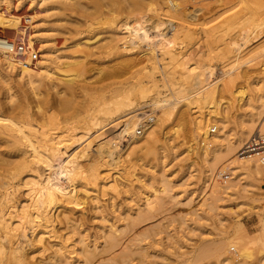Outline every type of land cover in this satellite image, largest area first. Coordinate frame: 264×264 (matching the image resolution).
I'll return each instance as SVG.
<instances>
[{"label":"bare ground","instance_id":"6f19581e","mask_svg":"<svg viewBox=\"0 0 264 264\" xmlns=\"http://www.w3.org/2000/svg\"><path fill=\"white\" fill-rule=\"evenodd\" d=\"M15 1L13 5L11 0H0V37H4L3 30L16 35L25 32L29 43L38 45L40 56L34 68L22 67L10 57L0 58V79L5 82L14 73L23 85L17 93L5 95L6 101H0V264H130L127 260L132 248L121 246L120 237L134 230L130 229L138 217L150 218L152 211L146 212L148 216L143 209L148 210L154 201L159 206L170 182L163 172L158 177L163 189H157L158 185L155 188L154 174L147 178L152 182L145 179L147 183L132 178L136 172L133 154L139 153L140 158L152 155L161 161L165 157L161 144L169 132L174 137L183 135L181 144L191 156L190 165L197 159L203 168L205 175L199 186L201 190L209 186L204 214L215 212L216 203L227 198L264 196L260 181L250 184L254 190L241 188L245 176L264 179V162L257 155L233 157L247 144L261 107L252 108L245 119L236 114L235 118L240 116L235 122L237 129L227 124L234 99L241 102L247 98L250 84L246 81L252 75L245 65L261 62L264 57V40L247 46L256 42L253 39L264 25V0H94L90 7L81 0H28L29 10L37 8L38 13L23 16L12 12L25 0ZM189 2L191 10L186 7ZM212 3L223 6L209 9ZM51 15L57 16V25L67 16L69 21L74 17L71 15L83 17V21L77 17L79 20L62 23V28L58 25L60 34L61 29L71 36L79 34L75 24L88 29L92 24L87 19H91L105 25L104 37L96 40L95 34L84 36L86 40L94 38L93 43L74 38L57 53L59 49L50 43L54 36L49 34L54 31L48 25ZM56 36L53 40L57 42ZM194 41L206 43L205 47L193 48ZM89 57L98 65L96 76L89 77L93 81L85 75ZM103 59L105 63H101ZM238 68L240 71L231 77V71ZM217 70L225 80L212 86L216 81L208 84V80ZM232 87L235 89L230 90ZM143 106L158 111L155 117H148L150 125L137 128ZM258 131L264 137L263 130ZM195 134L200 135L197 141ZM157 146L162 153H157ZM192 155L196 159L192 160ZM224 158L231 159L234 176L227 182L212 180L213 184H208L214 166ZM134 182L140 183L137 187L142 190L146 186L154 189L150 196L144 194L141 215L138 210L128 213L131 208H126L120 227L114 219L123 215L111 216L115 212L111 210L109 216L107 207L116 210L119 195L130 192ZM254 197L245 204L250 210L257 207L264 211V205ZM157 198L161 201L156 202ZM152 208L155 210V205ZM257 219L259 232L255 238L244 242L242 234L209 240L212 254L216 258L223 255L225 246L232 243L238 247L234 264H244L251 258V245L264 246V214L259 213ZM93 220L103 222L93 232L97 231V238L86 234ZM235 224L236 233H245L241 223ZM98 238H102L99 245L103 241L99 250L94 240ZM118 246L123 247L118 249L121 261L112 253ZM74 254L78 256L73 258ZM105 254L113 257L105 259ZM222 258L220 262L226 264L229 257Z\"/></svg>","mask_w":264,"mask_h":264},{"label":"rangeland","instance_id":"374dc122","mask_svg":"<svg viewBox=\"0 0 264 264\" xmlns=\"http://www.w3.org/2000/svg\"><path fill=\"white\" fill-rule=\"evenodd\" d=\"M29 1L25 0L24 4L21 7H17L18 11L12 10L13 11L12 14H14V15H17V14L20 15L21 14L20 16H23V15H27L29 13H32L34 11H35V13H38L37 8H33V10L32 9L29 10V7H30L29 3H28ZM93 1L94 0H81L82 4H84V6H86V7H90L92 5ZM11 3L14 5L17 2L15 0H11ZM221 3H223V2H221ZM217 4L212 3V4H210V6L208 8L213 9V7H214L215 8L214 10H219L220 7L223 6V4H221V6L219 3H217ZM191 6H192V3H190V2L186 5V7L189 8V10H191L190 9ZM217 6H220V7H217ZM86 10H87L86 14L89 15L88 12H90L91 8H89V11H88V9H86ZM25 12H26V14H25ZM71 16H74V17L71 18L70 21L67 19V17H68L67 16L65 18V20H63L61 22L64 24H68L73 19H78V18L80 19V21L81 20L83 21V19H82L83 17L81 15H80L81 17L79 15H77V16L71 15ZM86 17H87V15H86ZM88 17L91 18V15ZM56 18H57V16L55 17V15L49 16L48 17V25L51 26L50 28L54 29V31L49 32V34H51V35L53 34L54 36L56 34L59 38L62 37V35H63V38H60V39L57 38V36H56L57 42H56L55 38L53 40V37H54L53 35H52L53 37H51L52 42H50V43L53 44V46H56V47H54L56 50L59 49L57 51V53H60L65 48L66 44L67 45H69V43L72 44V42L75 39H78V37L80 40H83L87 43H93V42H95V39L100 40L104 37L105 25L101 24V23H97L98 22L97 20L91 21V19H87L90 21V22L88 21V24H90V23L92 24L89 27L90 29L89 28L87 29L86 25L84 26L83 24H79L77 26L75 24V28H78V30L80 32L79 34H73L71 36V35L67 34L66 31H63V29H61L62 30V32H61L62 35H61L59 33L60 31H58L60 29H57V27H58V25H60V27L62 28V27H64V24L58 23V25H57V23L55 21ZM36 20H38V18L35 19V21ZM23 21L24 20L22 19L21 22H23ZM94 23H96V24L94 25ZM22 24H25V21ZM61 24L63 26H61ZM60 27H58V28H60ZM261 28H262L261 32L256 34V36H258V37L255 36V38L253 39V40H256V42L253 41L254 43L247 45L249 48L251 47V45L253 46L255 43L264 40V25H262ZM90 30H91V32H90ZM92 31H93V33H92ZM234 31H236V30H234ZM3 32H4V34L3 33L2 34L5 37L6 36L7 37H14L16 35L10 30L9 31L3 30ZM27 32L28 33L26 35H28V36L31 35L30 29H28ZM58 33L61 36H59ZM24 34H25V32H24ZM94 34H95V36H94ZM84 36L85 37L86 36H94V38L95 37L96 38L95 39L94 38L87 39L88 40L87 41ZM63 39L66 41L65 43H63ZM200 42L201 41H198V42L194 41L193 42L194 43L193 48L196 46H197L196 48H198V46L205 47L206 43L202 44ZM33 46L36 49H38L37 44H34ZM197 50H200V48ZM244 50H247L246 46H244ZM38 56H40L39 52H38ZM263 58L264 57L261 58V62L260 61H256V62L253 61V62H250V63L245 65V67L246 66L248 67V70L250 72L249 76H250V74L252 75L246 81L247 84H250V88L248 87L249 89L246 87L247 88L246 89L247 98L249 97L250 100L247 101L246 100L247 98L246 99L243 98V101H244V104H243L242 100H241V102H238L237 99L235 98L234 99L235 101L234 100H233L234 102L232 101L233 102L231 104L232 107L231 106L229 107L230 108L229 109V116H228V120H227V122L228 121L229 122L227 124H229V126L232 129H234L237 126V124L235 122L240 117V116H236L238 118H235L236 114L242 115V117H240V118L245 119V115L247 114V116H248V112H250L252 110V108H257L258 106L261 107L259 109L261 114L258 117L257 121H255V123H254L255 125H253L254 127L252 129V132H251L247 142L254 135H256V133L258 134V132H260V131H258V130H260V128L264 132V97H263L264 96V80H262V77H264V72H263L264 69H263V71L261 70L262 73L260 72V69H259V68L263 67V65L261 66V64H264ZM87 60H88L87 67L89 70L85 73V75H87V78L90 81H93L91 79H92V77L94 78L96 76L95 72H97L96 68L98 67V65L95 62L94 58H92V57L91 58L89 57V59H87ZM101 61H104V62H101ZM101 61H100L101 63H105L106 59H103ZM92 62L93 63L95 62L94 63L95 65L92 64ZM257 62L258 63L260 62V63L256 64ZM101 66H104V64ZM217 68H218V66H217ZM238 70H239V68L234 69V71L232 70L230 73V76L231 77L235 76V73L238 72ZM14 76H16L14 73H10L9 77H7L8 81L6 80L5 82L3 79H0V101L1 102L6 101L7 96H5V95H7V94L10 95L11 93H13V91L17 93L18 92L17 90L23 89L22 88L23 85L21 84L22 82L20 81V79H17V76L16 77H14ZM54 76H56V75H54ZM220 76H221V73L217 70V72H215V75L213 76L214 79H212L213 77L210 78L208 80L209 81L208 84H210L214 80L216 82L215 83L212 82L211 85L217 86L220 82H222V80H225V79H223L224 78L223 75L221 77ZM89 77H91V79ZM85 78H86V76H85ZM217 78H219V79H217ZM220 78H221V80H220ZM251 79H254L255 82ZM258 80L260 82H258ZM237 81H236V83H237ZM252 81H253V83H258L257 84L258 86L255 84H252ZM260 84H261V87H260ZM234 87H232L230 90H234L235 89ZM259 88L261 89V91H259ZM256 89H257V91H256ZM248 90H250V91L248 92ZM251 91H252V93H251ZM16 93H14V94H16ZM248 94H250L252 96H250V95L248 96ZM224 97H226V94ZM227 99H222V101L226 102ZM256 99H257V101H259L258 103H257ZM236 102H238V103H236ZM262 104H263V106H261ZM237 105L238 106L242 105V106H240V108H238ZM157 111L158 110H156L152 106L151 107L146 106L142 110H140L139 117H138L139 118V121H138L139 125L136 127L137 128L138 127L143 128L144 126H147V124L150 125L148 117L149 116L155 117V114H157ZM243 116H244V118H243ZM247 116H246V119H247ZM209 126H211V123L209 124ZM236 129H237V127H236ZM216 130L218 132V129H216ZM258 135H260V134H258ZM180 136L174 137L173 135H171L170 132L167 133L166 135H164L165 138H164L163 143L161 144L164 148V151H163V149L160 148V146L156 147V148H158L157 153L160 154L163 151L162 154H165V157L161 160L162 162L157 160L156 158L154 159L152 157V155H148L146 158H140V156H138L139 153H136L135 155L133 154V158L136 159L135 161L132 159L133 162H136V163H134L133 170L136 172L134 175V171H133L134 176H132V178H135L138 180L140 179V181L146 182L154 174V177H156L157 180H155V181L152 180V181H153L155 188L158 185L157 189H159L162 186L158 180L159 179L158 177H160L161 172H163L164 176H166V180L170 181V182H168V187H167L168 189H166L168 191L165 190L167 193L165 194L164 192H162L163 196H161V197H163L162 200L163 201L165 200L164 201L165 203H163V201L159 200V198H157L158 200H156V202L161 201V203H163V204H161L158 202L159 206L160 205H164V206H160L161 208L158 209L159 206L156 207V204L154 201L153 204L149 208L150 210L146 209L148 207H146L144 210L143 209L145 206L143 204L144 199H145L146 195L150 196L152 194V189H154V187L152 189L149 187L146 189V187H147L146 186L145 190H142L143 188L137 187V184H139L138 186H140V183L136 182V184H135V182H134L135 185L132 184L133 188L130 189V192L125 193L126 196L124 195V193H121L119 195V196L122 195L121 196L122 198L118 197V199L116 200L117 201L115 204V206L117 205L116 210H114L115 207L114 208H111L110 206L107 207L109 209V211H107V214L109 215V213H111L110 211L112 210L113 212L115 211L117 213H116V215L114 214L115 212L111 213V216H117V214H118L117 217H119V214L123 215V216H121L122 218H120V217L117 218V221H116V219H114L116 222V225H117L121 222V220L123 222V217H124L123 212L124 211L126 212V210H127L126 208H129V206L131 209L128 211V213H130V211H131V213L135 214V212H138V211H140V209H143L144 215H148V214H146V212L152 211L150 213L151 215L150 216L148 215L150 217L149 219H146L147 218L146 216H145V219H144V217H142V218L138 217L139 218L138 221H135V224L130 229V230H132V229H134V230H132L129 234V230L127 229L128 235L124 236L123 237L124 239L122 238V236L125 235V233L127 234V231L124 232L123 235L121 234L122 235L120 237V242H121L120 244H122L121 246H123V244H124V246L128 245V246H131V248H132L131 249L129 247L132 251V254L130 255L131 257L129 258V260H127L128 263H130V264H222V262H220L223 259L222 257H227V258L229 257L232 260V261H229V258H228V260L226 259L225 260V262H227L226 264H234V261L237 258V254H238V247L236 245L229 243L227 247L225 246V251H224L223 255H220L219 256L220 258L219 257L216 258V256H214L212 254L211 247H209V246H211L208 243L209 240L219 241L220 239H223L225 237H234L235 235L240 236L242 234H243L242 239L244 242L248 241V239H250V238H255L257 236L256 234H258V232H259V225L257 224V222H258L257 217H258L259 213L264 214V211H261L259 209L257 210V207L254 210H252V209L250 210L249 205L245 204V203H248L251 200V198L254 197L253 195H250V198L248 195L246 198L244 197V195H242V197L240 195H239L240 197L239 196L235 197V195H234L235 198L234 199L231 198L232 200L227 198V200H225L226 202L224 200L217 202L216 204H218L217 205L218 207L216 206L217 208H216L215 212H211V213L208 212L209 213L208 215L204 214L205 213L204 211L207 210L206 205H205V203H206L205 200H206L207 195L209 193V191H208L209 186L205 190H201V188L199 186V184L201 183V176L204 177V175H205L203 173V168L199 167V165L197 164L198 161L196 158H194L195 156H193V155H192V160L196 159V161L194 160L195 163L192 164L193 166L190 165L191 156L186 155L187 152H185L186 151L185 145L181 144V142L184 141L182 138L183 135L181 137ZM198 136H200V135L195 134L194 140H196V141L199 140L200 138ZM121 143H122V145H124L125 141L123 140ZM263 155H264V153H263ZM237 156H238V151L235 152V155H233V157H237ZM124 159L122 160V158H121L122 161H124ZM148 159H149V161H148ZM124 162L127 163L126 161H124ZM157 165H159L160 167ZM189 165H190V167H189ZM196 165H197V167H196ZM231 166H232L231 159H227V158L222 159L221 162L217 163L214 166L215 168H214L213 172H211V175H212L211 178L212 179L210 181H208L207 183L213 184L212 180H215L216 182L218 181L219 183H223V182H227V181L231 180V178L234 176V174L230 171ZM163 168H164V170H163ZM225 171L228 174V178L225 181H221V179H220L221 173H223ZM145 179H146V181H145ZM198 180H199V182H198ZM152 181L149 180L147 182H152ZM258 181H260L259 184L257 183ZM241 182H243V184L241 185V188L243 186V188H246V190H254L255 189L254 188L255 186L252 185V187H250L251 186L250 184H258L260 189L264 190V179L257 180V179H254L253 177L245 176L243 179H241ZM155 183H157V184H155ZM246 184H248L249 187ZM244 185H246V186H244ZM134 186H136V187L134 188ZM162 187H161V189H163ZM134 189H136L137 191L135 190V192H134L133 191ZM132 191H133V193H135V196H133L134 194L132 193ZM157 193H160V192H157ZM144 194H146V195H144ZM160 195H161V193H160ZM161 197H160V199H161ZM254 198H258L259 200L258 199L257 200L259 201V203H262L264 205V196L259 194V196L254 197ZM122 199H124V201ZM228 200H231V201H228ZM120 203H122L121 204L122 207H121ZM119 205H120V209H117V208H119L118 207ZM154 205H155V210H153V208H152ZM151 208H152V210H151ZM136 210H138V211H136ZM195 212H197V213H195ZM84 213H86V211H84ZM206 213H207V211H206ZM140 215H141V211H140ZM136 216H139V215L137 214ZM203 217H205V218H203ZM108 218H110V217H108ZM96 220H99V219H96ZM110 221H112V220H110ZM236 222H239V223H241L242 226H244L243 228H244L245 233H242V232L236 233L235 232L237 230V227L235 224ZM100 223H103V222L101 221ZM100 223H98L97 221H94V220H93L92 224L89 222V224H88L89 228H91V227L92 228L90 229V231H87L88 233L86 232V234L88 236L89 235L91 236V234H95L96 236L92 235V237L94 238V236H95V238H97L96 233H97L98 229H96V228L98 227V225ZM121 225H123V224L121 223L118 226L121 227ZM89 228H88V230H89ZM95 230H97L96 233H93V232H95ZM131 235H133L134 239L133 238L129 239L131 237ZM92 237H89L90 240H92ZM74 238H75V236H74ZM76 239H77V236H76L75 240ZM99 239L102 240V238H98V240L94 239L96 244L99 246L98 250L102 247L100 245L103 244V241L100 240L101 244L99 245ZM128 239L131 242H128L129 241ZM121 246L120 247L118 246L112 252L114 255L115 254L117 255V256L115 255L116 257L114 256L115 258H119L120 254H121V251L119 252V250L120 249L122 250V248H123ZM250 247H251V249H250L251 258L245 260L244 264H264V246L260 243H257L256 245H253V246L251 245ZM113 254L112 255L105 254V255H103V258L106 259V257H108V256H109V258L111 256L113 257ZM77 256L74 254L73 258H76ZM121 256H122V254H121ZM120 258H122V257H120ZM119 259L117 262H119ZM116 260L113 258L112 261L116 262ZM120 261H121V259H120Z\"/></svg>","mask_w":264,"mask_h":264},{"label":"built area","instance_id":"2783aa9c","mask_svg":"<svg viewBox=\"0 0 264 264\" xmlns=\"http://www.w3.org/2000/svg\"><path fill=\"white\" fill-rule=\"evenodd\" d=\"M10 57L18 65L22 67L34 68L38 61L37 49L29 43L25 34L16 37H0V58ZM214 132V127L210 131ZM264 137H260L257 133L238 151L241 157H249L257 155L264 162ZM228 178L227 172L221 173V181Z\"/></svg>","mask_w":264,"mask_h":264}]
</instances>
